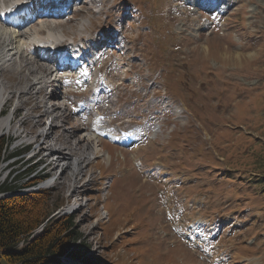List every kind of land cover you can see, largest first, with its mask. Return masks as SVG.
<instances>
[{"label":"rangeland","instance_id":"obj_1","mask_svg":"<svg viewBox=\"0 0 264 264\" xmlns=\"http://www.w3.org/2000/svg\"><path fill=\"white\" fill-rule=\"evenodd\" d=\"M94 2L59 21L66 38L122 30L141 78L135 83L136 72L128 73L117 92L142 97L159 75L184 113L151 140L119 146L103 138L77 177L65 171L46 187L51 215L81 205V258L65 264H264V0ZM15 74H3L14 87L22 81ZM11 97L5 116L16 112ZM36 97H18L27 100L21 116L11 128L0 125V136L10 130L30 141L41 133L44 119L35 124L27 116ZM55 131L60 146L82 154ZM51 136L36 138L45 145ZM23 159L2 161L1 183L26 172L31 161ZM48 170L54 174L57 162Z\"/></svg>","mask_w":264,"mask_h":264},{"label":"bare ground","instance_id":"obj_2","mask_svg":"<svg viewBox=\"0 0 264 264\" xmlns=\"http://www.w3.org/2000/svg\"><path fill=\"white\" fill-rule=\"evenodd\" d=\"M92 1L94 2V0ZM6 2H8V0H0V7ZM12 4H16V2H12ZM7 7L8 6H6V8ZM5 9H2V13L6 12L4 11ZM60 13L61 10H56L51 18L40 19L24 29H9L0 22V111L11 96L22 97L30 94L38 95L45 90V86L60 88L59 80L56 79L58 78L56 71H53L55 68L52 65L47 66L43 61L41 62L33 52L37 50V45L41 46L42 43H47L46 45L53 47L52 50H55V52L60 50V53L68 48L75 49L73 42L67 44L66 47H59L66 38L65 30L57 26L60 22L54 19L55 17H59L64 21L66 17H62L59 15ZM81 20L86 21L85 24L81 25L85 27L88 20L85 18ZM7 71H14L16 73L15 75L22 80H20L21 82H19L16 87L13 86L16 83L11 84V80L8 79L9 77L6 78L7 76L5 77L3 75ZM97 77L98 71L96 70L95 76H92L84 82V85L89 84L92 87L96 86L95 82L97 81ZM79 78L82 79V77ZM48 92L50 93L51 91ZM49 97L58 99V97L61 96H56L55 93L51 92ZM14 109L17 108L14 107ZM177 110L180 112L179 109ZM14 114L15 110L4 117L0 116V125L2 127L10 125L11 127ZM41 117L42 115L38 116V118L35 116L34 120L38 119L35 123H37ZM53 126L54 125L44 127L40 131L41 133L35 137L41 136L48 138L53 134ZM112 134L113 132L110 131L109 136H113ZM78 136L84 137L82 141L84 144L83 149L78 144L76 145L75 148L82 151V154L77 157L72 156L71 149H68V147L60 146L58 144L59 141L56 140L54 143H51V149L54 150L52 155L57 157V169L62 170V174L65 171L71 172L73 179L81 172L84 164L86 165L90 158L96 155L99 146L97 142L98 138H93L92 135L89 136L87 132L80 131ZM51 140H53V138ZM44 149L49 151L48 146L44 147ZM54 179H56V177L48 180L46 184H51Z\"/></svg>","mask_w":264,"mask_h":264},{"label":"trees","instance_id":"obj_3","mask_svg":"<svg viewBox=\"0 0 264 264\" xmlns=\"http://www.w3.org/2000/svg\"><path fill=\"white\" fill-rule=\"evenodd\" d=\"M10 143L9 137L0 136V164ZM24 176L14 183L0 182V257L12 264H64V257L80 259L83 242H77L82 233L75 229L76 215L57 214L49 218L50 189L17 192L39 178L21 182ZM9 191L12 194L1 195ZM44 222L43 229L33 235Z\"/></svg>","mask_w":264,"mask_h":264}]
</instances>
